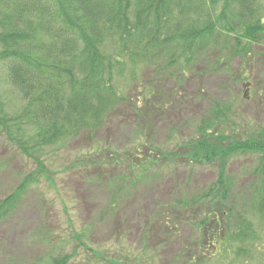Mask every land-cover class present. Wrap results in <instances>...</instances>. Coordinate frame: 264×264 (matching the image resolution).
I'll return each instance as SVG.
<instances>
[{
    "label": "rangeland",
    "instance_id": "374dc122",
    "mask_svg": "<svg viewBox=\"0 0 264 264\" xmlns=\"http://www.w3.org/2000/svg\"><path fill=\"white\" fill-rule=\"evenodd\" d=\"M206 58L167 72L126 60V71L114 75L115 110L99 130L66 143L34 149L31 126L0 122V204L35 172V158L44 163L0 220V264H53L72 254L69 264H264L259 156L228 159L227 204L215 203L224 197L219 163L182 156L217 105L226 113L221 136L245 140L264 127V42L244 58L232 48ZM23 106L0 62V116ZM149 157L157 164L148 171ZM184 199L192 205L179 204Z\"/></svg>",
    "mask_w": 264,
    "mask_h": 264
},
{
    "label": "trees",
    "instance_id": "16d2710c",
    "mask_svg": "<svg viewBox=\"0 0 264 264\" xmlns=\"http://www.w3.org/2000/svg\"><path fill=\"white\" fill-rule=\"evenodd\" d=\"M0 27V62L24 101L19 115L0 116V122L31 126L33 147L42 150L86 130H99L120 101L114 75L126 71V60H146L167 72L188 70L205 63L208 53L223 54L229 48L246 57L264 42V5L261 0H0ZM225 114L217 105L182 156L195 163H219L216 185L224 197L215 203L227 204L224 200L232 190L225 168L231 156L257 154L254 173L264 175V127L245 140L221 136L219 122ZM7 136L12 139L9 130ZM35 160V172L1 202L0 220L16 207L36 171L44 168L42 160ZM154 164L156 158L149 157L142 168L149 171ZM254 195L264 217V182ZM179 204L192 205L188 199ZM72 257H58L53 264H69Z\"/></svg>",
    "mask_w": 264,
    "mask_h": 264
},
{
    "label": "water",
    "instance_id": "95a60500",
    "mask_svg": "<svg viewBox=\"0 0 264 264\" xmlns=\"http://www.w3.org/2000/svg\"><path fill=\"white\" fill-rule=\"evenodd\" d=\"M249 84H245L244 86L246 87V86H248ZM247 96V94H245V97Z\"/></svg>",
    "mask_w": 264,
    "mask_h": 264
}]
</instances>
